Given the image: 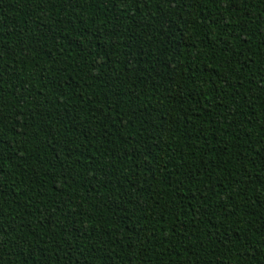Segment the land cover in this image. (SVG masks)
Listing matches in <instances>:
<instances>
[{"label":"trees","instance_id":"obj_1","mask_svg":"<svg viewBox=\"0 0 264 264\" xmlns=\"http://www.w3.org/2000/svg\"><path fill=\"white\" fill-rule=\"evenodd\" d=\"M0 264H264V0H0Z\"/></svg>","mask_w":264,"mask_h":264}]
</instances>
